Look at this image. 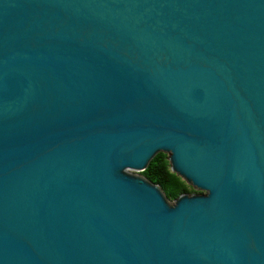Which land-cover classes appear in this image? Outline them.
<instances>
[{
	"label": "water",
	"instance_id": "water-1",
	"mask_svg": "<svg viewBox=\"0 0 264 264\" xmlns=\"http://www.w3.org/2000/svg\"><path fill=\"white\" fill-rule=\"evenodd\" d=\"M0 264H264V0H0Z\"/></svg>",
	"mask_w": 264,
	"mask_h": 264
},
{
	"label": "trees",
	"instance_id": "trees-1",
	"mask_svg": "<svg viewBox=\"0 0 264 264\" xmlns=\"http://www.w3.org/2000/svg\"><path fill=\"white\" fill-rule=\"evenodd\" d=\"M171 167L169 154L159 152L151 160L148 167L142 171V175L151 182L158 184L170 201H175L182 194H190L191 187L186 180L173 172Z\"/></svg>",
	"mask_w": 264,
	"mask_h": 264
},
{
	"label": "rangeland",
	"instance_id": "rangeland-1",
	"mask_svg": "<svg viewBox=\"0 0 264 264\" xmlns=\"http://www.w3.org/2000/svg\"><path fill=\"white\" fill-rule=\"evenodd\" d=\"M136 174L141 175L142 172H137V171H136ZM188 184H189L190 187H191V193H190V194H193V195H200V194H205V193H206V191H204V190L196 189L191 183H188ZM172 202H174V201H172Z\"/></svg>",
	"mask_w": 264,
	"mask_h": 264
}]
</instances>
